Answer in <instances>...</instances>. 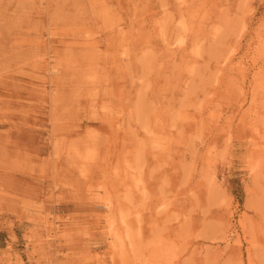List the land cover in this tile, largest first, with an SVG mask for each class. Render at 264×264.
Returning a JSON list of instances; mask_svg holds the SVG:
<instances>
[{"label":"rangeland","instance_id":"1","mask_svg":"<svg viewBox=\"0 0 264 264\" xmlns=\"http://www.w3.org/2000/svg\"><path fill=\"white\" fill-rule=\"evenodd\" d=\"M35 1L0 0V264H264V0Z\"/></svg>","mask_w":264,"mask_h":264},{"label":"bare ground","instance_id":"2","mask_svg":"<svg viewBox=\"0 0 264 264\" xmlns=\"http://www.w3.org/2000/svg\"><path fill=\"white\" fill-rule=\"evenodd\" d=\"M36 1H37V0H36ZM36 1H35V2H36ZM70 1H71V0H70ZM74 1H75V0H73V4H74ZM141 1H142V0H141ZM141 1H140V2H141ZM144 1H146V0H144ZM160 1H161V0H160ZM178 1H179V0H178ZM178 1H177V2H178ZM201 1H202V0H201ZM201 1H198V2H201ZM41 2H42V1H41ZM41 2H40V3H41ZM58 2H59V1H58ZM67 2H68V1H66V3H67ZM133 2H134V1H133ZM142 2H143V1H142ZM142 2H141V3H142ZM156 2H158V1H156ZM177 2H176V4H177V5H180L181 1H180L179 4H178ZM182 2H183V1H182ZM196 2H197V1H196ZM66 3H65V5H66ZM89 3H90V2H89ZM134 3H135V2H134ZM146 3H147V2H146ZM158 3H159V2H158ZM192 3H193V2H192ZM56 4H57V0H56L55 5H56ZM159 4H160V3H159ZM190 4H191V3H188V5H190ZM201 4H202V3H201ZM74 5H75V4H74ZM74 5H73V6H74ZM80 5H81V4H80ZM142 5H143V4H142ZM166 5H167V4H166ZM181 5H183V4H181ZM181 5H180V6H181ZM192 5H193V4H192ZM194 5H196V3H195ZM0 6H2V5H0ZM5 6H6V5H5ZM34 6H35V5H34ZM57 6H58V5H56V7H57ZM76 6H77V5H76ZM84 6H85V5L83 4V7H84ZM134 6L136 7L137 4H136V5L134 4ZM186 6H187V5H186ZM202 6H203V5H202ZM8 7H9V6H7V8H8ZM56 7H54V8H56ZM58 7H59V6H58ZM63 7H64V6H63ZM81 7H82V6H81ZM139 7H140V6H139ZM141 7H142V6H141ZM162 7H163V6H162ZM162 7H161V8H162ZM164 7H165V6H164ZM164 7H163V8H164ZM181 7H183V6H181ZM181 7H180V8H181ZM189 7H190V6H189ZM193 7H194V6H193ZM195 7H196V6H195ZM195 7H194V8H195ZM5 8H6V7H5ZM75 8H76V7H75ZM77 8H78V7H77ZM145 8H146V7H145ZM204 8H205V7H204ZM60 9H61V8H60ZM85 9H86V8H85ZM96 9H97V8H96ZM132 9H133V7H132ZM140 9H141V8H140ZM142 9H143V7H142ZM164 9H165V8H164ZM164 9H163V10H164ZM190 9H192V8L190 7ZM35 10H38V9H35ZM35 10H34V11H35ZM45 10H46V9H45ZM73 10H74V8L72 9V11H73ZM78 10H79V8H78ZM80 10H81V9H80ZM144 10H145V9H144ZM179 10H180V9H179ZM204 10H205V9H204ZM60 11H61V10H60ZM88 11L90 12L91 10H88ZM94 11H95V10H94ZM136 11H137V10H136ZM140 11H141V10H140ZM180 11H181V10H180ZM185 11H186V10H185ZM190 11H191V10H189V12H190ZM51 12H53V11H51ZM75 12H76V11H75ZM78 12H79V11H78ZM122 12H123V11H122ZM141 12H142V11H141ZM162 12H163V11H162ZM164 12H165V11H164ZM176 12H178V11H176ZM189 12L187 13V11H186V13L188 14V16H189V14H190ZM193 12H194V9H193ZM196 12H199V11H196ZM7 13H8V12H7ZM9 13H10V12H9ZM13 13H14V12H13ZM20 13H21V11H20ZM36 13H37V11H36ZM53 13H54V12H53ZM58 13H59V12H58ZM85 13H86V12H85ZM93 13H94V12H93ZM135 13H136V12H135ZM199 13H200V12H199ZM71 14H72V13H71ZM88 14H89V13H88ZM166 14H167V13H166ZM168 14H169V13H168ZM195 14H196V13H195ZM205 14H206V12H204V15H205ZM211 14H213V13H211ZM6 15H7V14H6ZM12 15H13V14H12ZM55 15H56V12H55ZM83 15H86V14L83 13ZM170 15H171V14H170ZM182 15H183V14H182ZM190 15H191V14H190ZM196 15H197V14H196ZM30 16H31V15H30ZM63 16H64V15H63ZM65 16H66V15H65ZM74 16H75V15H74ZM188 16L186 17L187 19L190 18V17L188 18ZM197 16H198V15H197ZM201 16H202V14H201ZM205 16H206V15H205ZM205 16H204V17H205ZM38 17H40V16L38 15ZM60 17H61V16H60ZM84 17H85V16H84ZM90 17L93 18L92 16H90ZM94 17H95V16H94ZM133 17H134V15H133ZM195 17H196V16H195ZM198 17H199V16H198ZM10 18H11V17H10ZM26 18H27V17H26ZM31 18H32V16H31ZM31 18H30L29 20H31ZM48 18H49V17H48ZM61 18H63V17H61ZM61 18H60V19H61ZM126 18H127V17H126ZM159 18H160V16L158 17V19H159ZM193 18H194V17H193ZM58 19H59V18H58ZM66 19H67V18H66ZM68 19H69V18H68ZM68 19H67V20H68ZM70 19H71V17H70ZM73 19L75 20L76 17H75V18H72V21H73ZM88 19H89V16H88ZM95 19H96V18H95ZM168 19H169V18H168ZM178 19H179V18H178ZM190 19H191V18H190ZM195 19H196V18H194V21H196ZM200 19H201V18H200ZM4 20H5V19H4ZM9 20L12 21V19H9ZM27 20H28V19H27ZM37 20H38V19H37ZM39 20H40V19H39ZM61 20H62V19H61ZM127 20H128V18H127ZM159 20H160V19H159ZM161 20H162V19H161ZM169 20H170V19H169ZM183 20H184V19H183ZM192 20H193V19H192ZM201 20H202V19H201ZM201 20H200V21H201ZM206 20H207V19H206ZM13 21H14V20H13ZM16 21H18V19H17ZM83 21H84V20H83ZM180 21H181V20H180ZM54 22H55V20H54ZM84 22H85V21H84ZM160 22H161V21H159L158 24H160ZM166 22H167V21H166ZM176 22H178V24H180V23H179V20H178V21L176 20ZM191 22H192V21H191ZM198 22H199V20H198ZM206 22H208V20H207ZM210 22H211V21H210ZM6 23H7V21H6ZM10 23H11V22H10ZM15 23H16V22H15ZM22 23H23V22H22ZM26 23H27V22H26ZM57 23H58V22H57ZM82 23H83V22H82ZM86 23H88V22L86 21ZM188 23H189V21H187V24H188ZM218 23H219V22H218ZM35 24H36V23H35ZM35 24L33 23V25H35ZM37 24H38V23H37ZM95 24H96V23H95ZM164 24H165V22H164ZM175 24H176V23H175ZM182 24L184 25L185 23L182 22ZM182 24H180V25L183 26ZM193 24H194V23H193ZM211 24H212V23H211ZM21 25H23V24H21ZM21 25H20V26H21ZM27 25H28V24H27ZM79 25H80V24H79ZM161 25H162V23H161ZM161 25H160V26H161ZM171 25H172V23H171ZM194 25H195V24H194ZM198 25H199V24H198ZM198 25H197V27H198ZM200 25H201V24H200ZM216 25H217V24H216ZM224 25H225V24H224ZM20 26H19V28H20ZM24 26H25V23H24ZM35 26H36V25H35ZM42 26H43V25H42ZM71 26H72V25H71ZM80 26H81V25H80ZM126 26H127V25H126ZM164 26H165V25H164ZM187 26L190 27L191 24L189 23V25H187ZM74 27H75V26H74ZM165 27H166V26H165ZM194 27H195V26H194ZM197 27H196V28H197ZM215 27H216V26H215ZM40 28H41V27H40ZM76 28L78 29V27H76ZM117 28H118V27H117ZM127 28H128V27H127ZM159 28H160V27H159ZM182 28H184V26H183ZM204 28H205V27H204ZM207 28H208V27H207ZM210 28H213V27L209 26V29H210ZM236 28H237V27H236ZM8 29H9V27H8ZM8 29H7V31H8ZM51 29H52V28H51ZM51 29H50V30H51ZM120 29H121V28H120ZM132 29H133V28H132ZM132 29H131V30H132ZM163 29H164V28H163ZM163 29H162V30H163ZM166 29H167V28H166ZM171 29H172V28H171ZM186 29H187V27H186ZM188 29L191 31L192 28H188ZM200 29L202 30V28H200ZM237 29H238V28H237ZM14 30H15V29H14ZM116 30H117V29H116ZM125 30H126V29H125ZM173 30H174V29H173ZM184 30H185V29H184ZM189 30H187V31H189ZM201 30H200V32H201ZM228 30H229V29H228ZM235 30H236V29H235ZM239 30H240V33H242V32H241L242 30H241V29H239ZM0 31H1V30H0ZM9 31H11V30L9 29ZM111 31H112V30H111ZM120 31H121V30H120ZM126 31H128V30H126ZM126 31H125V32H126ZM132 31H135V30H132ZM175 31H176V30H175ZM179 31H180V30H179ZM203 31H204V30H203ZM79 32L81 33V29H80ZM121 32H122V31H121ZM128 32H129V31H128ZM128 32H127V33H128ZM193 32H194V30H193ZM1 33H2V32H1ZM131 33H132V32H131ZM162 33H163V31H162ZM171 33H172V32H171ZM195 33H196V32H195ZM215 33H216V35H217V30H216V32H214V34H215ZM227 33H228V32H227ZM233 33H235V32H233ZM10 34H11V33H10ZM112 34H113V33H112ZM121 34H122V33H121ZM133 34H134V33H133ZM169 34H170V33H169ZM190 34L192 35V33H190ZM196 34H199V33L197 32ZM196 34H193V35H196ZM200 34H201V33H200ZM117 35H119V34L117 33ZM129 35H130V34H129ZM160 35H161V34H160ZM178 35H179V34H178ZM191 35H190V36H191ZM202 35H203V33H202ZM237 35H238V34H237ZM239 35H240V34H239ZM13 36H14V35H13ZM107 36H108V35H107ZM119 36H120V35H119ZM169 36H170V35H169ZM181 36H182V35H181ZM199 36H200V35H199ZM214 36H215V35H214ZM235 36H236V35H235ZM2 37H3V36H2ZM92 37H93V36H92ZM121 37H122V36H121ZM176 37H177V36H176ZM192 37H193V36H192ZM206 37H207V36H206ZM227 37H229V36H227ZM12 38H13V37H12ZM14 38H15V37H14ZM21 38H22V37H21ZM21 38H20V39H21ZM27 38H28V37H27ZM113 38H114V36H113ZM117 38H118V36H117ZM122 38H123V37H122ZM122 38H121V39H122ZM202 38H203V37H202ZM204 38H205V37H204ZM211 38H212V36H211L209 39H211ZM234 38H235V37H234ZM1 39H3V38H1ZM24 39H25V38H24ZM32 39H33V38H32ZM160 39H161V37H160ZM163 39H164V38H162V40H163ZM200 39H201V38H200ZM213 39H215V38L213 37ZM224 39H225V38H224ZM235 39H236V38H235ZM235 39H234V40H235ZM26 40H27V39H26ZM113 40H114V39H113ZM123 40H124V39H122V41H123ZM162 40H161V43H162ZM167 40H168V39H167ZM175 40H176V39H175ZM175 40H174V41H175ZM180 40H181V39H180ZM183 40H184V39H183ZM2 41H3V40H2ZM18 41H19V40H18ZM36 41H37V40H36ZM108 41L110 42V39H109ZM116 41H117V40H116ZM129 41H130V40H129ZM178 41H179V40H178ZM19 42H20V41H19ZM39 42H40V41H39ZM106 42H107V41H106ZM119 42H120V40H119ZM125 42H126V41H125ZM127 42H128V41H127ZM190 42H191V41H190ZM195 42H196V41H195ZM235 42H236V41H235ZM8 43H9V42H8ZM81 43H82V42H81ZM113 43H114V42H113ZM164 43H165V42H164ZM164 43H163V44H164ZM167 43H168V42H167ZM179 43H180V42H179ZM223 43H224V41H223ZM9 44H10V43H9ZM26 44H27V43H26ZM34 44H35V43H34ZM119 44H120V43H119ZM163 44H162V45H163ZM165 44H166V43H165ZM192 44H193V43H192ZM195 44H196V43H195ZM4 45H5V44H4ZM11 45H12V43H11ZM11 45H10V46H11ZM24 45H25V44H24ZM30 45H31V44H30ZM38 45H39V44H38ZM74 45H75V44H74ZM110 45H111V44H110ZM112 45H113V44H112ZM125 45H128V43L125 44ZM146 45H149V44H145L144 46L146 47ZM223 45H224V44H223ZM13 46H14V45H13ZM76 46H78V45H76ZM121 46H122V45H121ZM144 46H143V47H144ZM166 46H167V45H166ZM168 46H169V45H168ZM173 46H175V44H174ZM179 46H180V44H179ZM16 47H17V46H16ZM18 47L20 48V46H18ZM136 47H137V46H136ZM152 47H153V46H152ZM204 47H205V46H204ZM213 47H214V46H213ZM230 47H231V46H230ZM4 48H5V47H4ZM10 48H11V47H10ZM29 48H30V47H29ZM35 48H36V47H35ZM106 48H107V46H106ZM110 48H111V47H110ZM119 48H120V47H119ZM122 48H123V47H122ZM127 48H128V47H127ZM153 48H154V47H153ZM174 48H175V47H174ZM208 48H209V47H208ZM210 48H211V45H210ZM228 48H229V47H228ZM228 48H227V49H228ZM26 49H27V48H26ZM130 49H131L132 51L134 50V49H132V48H130ZM130 49H129V50H130ZM142 49H143V48H142ZM162 49H163V48H162ZM169 49H170V48H169ZM171 49H172V47H171ZM177 49H178V48H177ZM177 49H176V50H177ZM199 49H201V48H199ZM206 49H207V48H206ZM6 50H7V48H6ZM18 50H19V49H18ZM97 50H98V49H96V50H94V51H97ZM104 50H105V49H104ZM116 50L119 51L118 48L115 49V51H116ZM127 50H128V49H127ZM131 50H130V51H131ZM136 50H137V49H136ZM139 50H141V49L139 48ZM159 50H160V49H159ZM166 50H167V49H166ZM196 50H197V49H196ZM201 50H202V49H201ZM230 50H231V49H230ZM232 50H233V48H232ZM14 51H15V50H13V52H14ZM30 51H31V50H30ZM63 51H65V50H63ZM74 51H75V50H74ZM74 51L72 52L73 54H74ZM76 51H77V50H76ZM94 51H93V53H94ZM99 51H100V50H99ZM115 51H114V52H115ZM120 51H121V50H120ZM132 51H131L129 54H132V53H133ZM160 51H161V50H160ZM169 51H171V50H169ZM179 51H180V50H179ZM181 51H182V50H181ZM16 52H17V51H16ZM18 52H19V51H18ZM18 52H17V53H18ZM37 52H38V51H37ZM37 52H36V53H37ZM67 52H70V49L67 50ZM85 52H86V51H85ZM90 52H91V51H90ZM104 52H105V51H104ZM111 52H112V51H111ZM137 52H138V51H136L135 53H137ZM139 52H140V51H139ZM147 52H148V51H147ZM156 52H158V51H156ZM161 52H164V51H161ZM177 52H178V51H177ZM188 52H189V51H188ZM188 52H187V53H188ZM196 52H197V51H196ZM215 52H217V50H216ZM65 53H66V52H65ZM65 53H64V54H65ZM76 53H77V52H76ZM108 53H109V52H108ZM135 53H134V54H135ZM145 53H146V51H145ZM149 53H150V52H149ZM173 53H174V52H173ZM175 53H176V52H175ZM197 53H198V52H197ZM197 53H196V54H197ZM199 53H200V52H199ZM208 53H209V52H208ZM229 53H230V51H229ZM22 54H23V53H22ZM91 54H92V53H91ZM100 54H102V56H103L102 51H101ZM140 54H142V52H140ZM166 54H167V53H166ZM184 54H185V52H184ZM192 54H194L193 51H192ZM230 54H231V53H230ZM39 55H40V54H39ZM65 55H66V54H65ZM69 55H71V54L69 53L68 56H69ZM96 55H97V54H96ZM107 55H108V54H107ZM113 55H114V54H113ZM113 55H111V56H113ZM115 55H116V53H115ZM137 55H138V54H137ZM152 55H154L153 52H152ZM159 55H162V54L159 53ZM190 55H191V54H190ZM197 55H199V54H197ZM209 55H211V54H209ZM209 55H208V56H209ZM214 55H216V54H214ZM219 55H220V53H219ZM221 55H222V54H221ZM224 55H225V54H224ZM26 56H27V55H26ZM129 56H130V55H129ZM133 56H134V55H133ZM133 56H132V58H133ZM146 56H147V55H146ZM154 56H155V55H154ZM180 56H181V54H180ZM228 56H229V55H228ZM71 57H72V56H71ZM194 57H195V56H194ZM210 57H211V56H210ZM216 57H217V56H216ZM219 57H221V56H219ZM226 57H227V56H226ZM88 58L90 59V57H88ZM91 58H93V57H91ZM102 58H105V56L102 57ZM116 58H117V56H116ZM124 58H125V57H124ZM124 58H123V59H124ZM155 58L157 59V57H155ZM180 58H181V57H180ZM191 58H192V55H191ZM223 58H224V57H223ZM223 58H222V59H223ZM74 59H75V58H74ZM86 59H87V58H86ZM93 59H94V58H93ZM108 59H109V58L107 57V60H108ZM114 59H115V57H114ZM126 59H127V57H126ZM133 59H134V58H133ZM220 59H221V58H220ZM225 59H227V58H225ZM225 59H224V60H225ZM36 60H37V59H36ZM62 60H64V59H62ZM77 60H79V59H77ZM97 60H98V59H97ZM124 60H125V59H124ZM128 60H129V59H128ZM180 60L183 61L182 59H180ZM187 60H189V59H186L185 61H187ZM193 60H195V58L192 59V61H193ZM228 60H229V59H228ZM228 60H227V62H228ZM41 61H42V60H41ZM83 61H87V60H83ZM99 61H100V60H99ZM101 61H102V60H101ZM103 61H104V59H103ZM105 61H106V60H105ZM121 61H122V60H120V62H121ZM238 61H239V60H238ZM28 62H29V61H28ZM34 62H35V61H34ZM39 62H40V60H39ZM64 62H65V61H64ZM80 62H81V61H80ZM80 62H79V63H80ZM112 62H113V61H112ZM221 62H222V60H221ZM224 62H225V61H224ZM227 62H226V63H227ZM231 62H232V61H231ZM37 63H38V61H37ZM86 63H87V62H86ZM98 63H100V62H98ZM101 63H103V62H101ZM106 63H107V62H106ZM108 63H109V62H108ZM114 63H115V62H114ZM184 63L187 64V62H184ZM189 63H190V62H189ZM192 63H193V62H192ZM222 63H223V62H222ZM226 63H225V64H226ZM229 63H230V62H229ZM238 63H240V62H238ZM41 64H42V63H41ZM45 64H46V63H45ZM59 64H60V63H59ZM117 64H118V63H117ZM136 64H137V63H136ZM30 65H31V64H30ZM43 65H44V64H43ZM123 65H124V64H123ZM181 65H182V64H181ZM28 66H29V65H28ZM76 66H77V65H75V67H76ZM79 66H80V65H79ZM113 66H115V65H113ZM113 66H111V67H113ZM116 66H117V65H116ZM186 66H187V65H186ZM41 67H42V66H41ZM41 67H40V68H41ZM43 67H44V66H43ZM43 67H42V68H43ZM60 67H61V66H60ZM105 67H106V66H105ZM108 67H109V66H108ZM111 67H109V68H111ZM182 67H183V66H182ZM31 68H32V67H31ZM40 68H39V69H40ZM77 68H78V66H77ZM82 68H83V67H82ZM100 68H101V67H100ZM109 68H108V69H109ZM113 68H114V67H113ZM124 68H125V66H124ZM185 68H186V67H185ZM39 69H37V71H38ZM126 69H127V68H125V70H126ZM136 69H137V68H136ZM117 70H119V69L117 68ZM184 70H185V69H184ZM186 70H188V69L186 68ZM192 70H193V69H192ZM35 71H36V70H35ZM115 71H116V70H115ZM137 71H138V70H137ZM105 72L108 73V71H105ZM116 72H117V71H116ZM121 72H123V71H121ZM140 72H141V71H140ZM191 72H192V71H191ZM237 72H240V70H239V71L237 70ZM241 72H242V71H241ZM107 73H105V74H107ZM117 73H118V72H117ZM123 73H124V72H123ZM192 73H193V72H192ZM223 73H224V72H223ZM53 74H54V73H53ZM115 74H116V73H115ZM190 74H191V73H190ZM231 74H232V73H231ZM58 75H59V74H58ZM223 75H224V74H223ZM223 75H222V76H223ZM233 75H234V72H233ZM233 75H232L231 77H233ZM238 75H239V74H238ZM0 76H1V75H0ZM5 76H6V74H5ZM100 76H101V75H100ZM138 76H140V75H138ZM234 76H235V75H234ZM97 77H98V76H97ZM105 77H106V75H105ZM107 77H109V76H107ZM107 77H106L105 80H107ZM235 77H236V76H235ZM235 77H234V78H235ZM122 78H124V77L122 76ZM136 78H137V77H136ZM76 79H77V77H76ZM142 79H143V78H142ZM1 80H3V79H1ZM6 80H7V79H6ZM40 80H41V79H40ZM96 80H97V79H96ZM115 80H116V79H115ZM255 80H256V79H255ZM35 81H36V80H35ZM42 81H43V80H42ZM90 81H92V79H91ZM101 81H102V80H101ZM101 81L99 82V80H98L99 83H101ZM125 81H126V80H125ZM56 82H58V81H56ZM73 82L75 83V81H73ZM77 82H78V81H77ZM81 82H83V81H81ZM85 82H86V81H85ZM94 82H96V81H94ZM103 82H104V81H103ZM120 82H121V81H120ZM59 83H60V82H59ZM68 83H69V82H68ZM121 83H122V82H121ZM70 84H71V81H70ZM70 84H69V85H70ZM117 84H118V83H117ZM74 85H75V84H74ZM106 85H107V84H106ZM106 85H105V86H106ZM121 85H122V84H121ZM50 86H51V85H50ZM57 86H58V85H57ZM81 86H82V85H81ZM85 86H86V85H85ZM97 86H98V85H97ZM108 86H109V85H108ZM117 86H118V85H117ZM122 86H124V84H123ZM76 88H77V87H76ZM101 88H102V87H101ZM37 89H40V88H37ZM55 89H56V88H55ZM97 89H98V88H97ZM109 89H110V88H109ZM118 89H119V88H118ZM126 89H128V88H126ZM121 90H122V89H121ZM55 94H56V92H55ZM63 94H64V93H63ZM119 94H120V93H119ZM103 95H104V94H103ZM120 95H121V94H120ZM67 96H68V95H67ZM111 96H112V95H111ZM117 96H118V94H117ZM64 97H65V96H64ZM57 98H59V97H57ZM105 98H106V97H105ZM123 98H124V97H123ZM110 99H111V98H110ZM117 99H118V98H117ZM117 99H116V100H117ZM60 100H61V99H60ZM91 100H93V99H91ZM103 100H104V99H103ZM111 100H112V99H111ZM56 101H57V100H56ZM112 101H113V100H112ZM128 101H129V100H128ZM91 102H92V101H91ZM96 102H97V100H96ZM96 102H95V105H94V106H96ZM117 102H118V101H117ZM120 102H121V101H120ZM123 102H124V100H123ZM123 102H121V103L123 104ZM121 103H118V104H121ZM57 104H58V103H57ZM87 104H88V103H87ZM100 104H101V103H100ZM107 104H108V103H107ZM107 104H106V105H107ZM111 104H112V103H111ZM130 104H132V103H130ZM130 104L128 103V105H130ZM55 105H56V104H55ZM59 105H60V104H59ZM102 105H103V103H102ZM104 105H105V104H104ZM114 105H115V103H114ZM91 106H92V104H91ZM112 106H113V105H112ZM115 106H116V105H115ZM120 106H121V105H120ZM122 106H123V105H122ZM211 106H212V105H211ZM58 107H59V106H58ZM82 107H83V106H82ZM85 107H86V106H85ZM102 107H103V106H101V108H102ZM99 108H100V107H99ZM121 108H122V107H121ZM86 109H88V108H86ZM86 109H85V110H86ZM96 110H97V109H96ZM96 110H95V111H96ZM119 110H120V109H119ZM125 110H126V109H125ZM4 111H5V110H4ZM91 112H93V111H91ZM96 112H97V111H96ZM125 112H126V111H125ZM4 113H5V112H4ZM104 113H105V112H104ZM123 113H124V112H123ZM24 114H25V113H24ZM93 114H94V113H92V115H93ZM120 115H121V114H120ZM94 116L96 117V115H94ZM94 116H93V117H94ZM107 116H108V115H107ZM124 117H125V116H124ZM85 118H86V117H85ZM97 118H98V117H97ZM89 120H91V119H89ZM121 120H122V119H121ZM121 120H120V121H121ZM101 121H102V120H101ZM117 121H118V120H117ZM135 122H136V121H135ZM154 122H155V121H154ZM102 124H103V123H102ZM104 124H105V122H104ZM118 124H119V122H118ZM128 124H129V123H128ZM148 124H149V122H148ZM149 125H150V124H149ZM128 126H129V125H128ZM113 127H114V126H113ZM134 127H135V126H134ZM145 127H146V126H145ZM152 127H154V125H152L151 128H152ZM157 127H158V126H157ZM157 127H156V124H155V128H157ZM111 128H112V127H111ZM158 128H159V127H158ZM107 129H108V128H107ZM130 129H132V128H130ZM153 129H154V128H153ZM153 129H152V130H153ZM121 130H122V129H121ZM124 130H125V129H124ZM150 130H151V129H150ZM157 130H160V129H157ZM161 130H162V129H161ZM118 131H119V130H118ZM118 131H117V132H118ZM122 131H123V130H122ZM125 131H126V130H125ZM128 131H129V130H128ZM162 131H163V130H162ZM115 132H116V131H115ZM155 132H156V131H155ZM163 132H164V131H163ZM89 133H90V132H89ZM96 133H97V132H96ZM109 133H110V132H109ZM128 133H129V132H128ZM151 133H152V132H151ZM157 133H158V131H157ZM159 133H161V132L159 131ZM93 134H94V136H95V133H94V132H93ZM119 134H120V132H119ZM161 134H162V133H161ZM99 135H100V133H99ZM130 135H131V134H130ZM97 136H98V135H97ZM116 136H118V134H117ZM135 136H136V135H135ZM167 136H168V135H167ZM82 137H83V136H82ZM84 137H85V136H84ZM105 137H106V136H105ZM108 137H110V136H108ZM156 137L159 138V136H156ZM85 138H87V137H85ZM96 138H97V137H96ZM123 138H124V137H123ZM123 138H121V139L123 140ZM128 138H129V137H128ZM136 138H137V137H136ZM136 138H135V141H136ZM152 138H153V136H152ZM170 138H171V137H170ZM55 139H57V138H55ZM62 139L64 140L63 137H62ZM62 139H57V140H58V141H59V140L62 141ZM89 139H90V138H89ZM92 139H94V138L92 137ZM121 139H120V140H121ZM130 139H131V138H130ZM153 139H154V138H153ZM153 139H152V140H153ZM57 140H55V141H57ZM70 140H71V139H70ZM139 140H140V139H139ZM65 141H67V140H65ZM65 141H63V143H64ZM110 141H111V140H110ZM137 141H138V140H137ZM101 142H103V141H101ZM108 142H109V140H108ZM108 142H107L106 144H108ZM112 142H113V141H112ZM120 142H121V141H120ZM123 142H124V141H123ZM131 142H132V141H131ZM154 142H155V140H154ZM59 143H60V142H59ZM89 143H90V142H89ZM114 143H115V142H114ZM61 144H62V142H61ZM90 144H91V143H90ZM96 144H97V143H96ZM111 144H112V143H111ZM116 144H118V142H117ZM155 144H156V143H155ZM157 144H158V142H157ZM53 145H55V143H53ZM66 145H67V144H66ZM99 145H100V144H99ZM102 145H103V146H106V145H104V144H102ZM114 145H115V144H114ZM122 145H123V144H122ZM135 145H136V144H135ZM159 145H160V144H159ZM165 145H166V144H165ZM165 145H163V146H165ZM60 146H61V145L59 144V147H60ZM100 146H101V145H100ZM107 146H108V145H107ZM111 146H112V145H111ZM161 146H162V145H161ZM180 146H181V145H180ZM65 147H66V146H65ZM136 147H137V146H136ZM166 147L168 148V146H166ZM84 148H85V147H84ZM86 148H87V147H86ZM101 148H102V147H101ZM103 148H104V147H103ZM103 148H102V149H103ZM112 148H113V147H112ZM120 148H121V145H120ZM151 148H152V147H151ZM162 148H164V147H162ZM91 149H92V148H91ZM132 149H133V148H132ZM135 149H136V148H135ZM159 149H160V148H159ZM159 149H158V150H159ZM83 150H84V149H83ZM100 150H101V149H100ZM119 150H120V149H119ZM126 150H127V149H126ZM126 150H125V151H126ZM164 150H165V149H164ZM167 150H169V149H167ZM93 151H94V150H93ZM103 151H104V150H103ZM114 151H115V150H114ZM131 151H132V150H131ZM131 151H130V152H131ZM256 151H257V149H256ZM2 152H4V151H2ZM57 152H58V150H57ZM59 152H60V151H59ZM59 152H58V153H59ZM63 152L65 153V151H63ZM86 152H87V151H86ZM111 152H112V149H111ZM132 152H133V151H132ZM132 152H131V153H132ZM145 152H147V151H145ZM158 152H159L158 155H160L161 151H158ZM165 152H166V151H165ZM6 153H7V152H6ZM54 153H55V152H54ZM61 153H62V152H61ZM83 153L85 154V152H83ZM87 153H88V152H87ZM87 153H86V154H87ZM98 153H99V152H98ZM102 153H103V152H102ZM106 153H108V152H106ZM106 153H105V154H106ZM113 153H114V152H113ZM126 153H127V151H126ZM141 153H142V152H140V154H141ZM168 153H169V152H168ZM111 154H112V153H111ZM129 154H130V153H129ZM256 154H257V153H256ZM3 155H5V154H3ZM58 155H59V154H58ZM107 155H108V154H107ZM113 155H114V154H113ZM131 155H132V154H131ZM131 155H130V156H131ZM166 155H169V154H166ZM63 156H64V155H63ZM111 156H112V155H111ZM169 156H170V155H169ZM258 156H259V155H258ZM156 157H157V156H156ZM160 157H161V156H160ZM166 157H167V156H166ZM177 157H178V156H177ZM130 158H131V157H130ZM80 159H81V158H80ZM132 159H133V158H132ZM162 159H163V158H162ZM164 160H165V159H164ZM166 160H167V159H166ZM172 161H173V160H172ZM255 161H256V160H255ZM255 161H254V162H255ZM81 162H82V161H81ZM117 162H118V161H117ZM131 162H132V161H131ZM99 163H100V162H99ZM118 163H119V162H118ZM118 163H117V164H118ZM129 163H130V162H129ZM131 164H132V163H131ZM133 164H134V163H133ZM133 164H132V165H133ZM74 165H75V164H74ZM125 165H127V164H125ZM71 166H72V165H71ZM75 166H76V165H75ZM85 166H86V165H85ZM96 166H97V165H96ZM116 166H117V165H116ZM127 166L130 167L129 165H127ZM79 167H80V166H79ZM131 167L134 168V166H131ZM75 168H77V170H78V167H75ZM87 168H89V167H87ZM116 168H118V167H116ZM116 168H114V169H116ZM123 168H124V167H123ZM126 168H127V167H125V170H126ZM132 168H131V169H132ZM118 169H119V168H118ZM69 170H70V169H69ZM127 170H128V169H127ZM83 171H84V170H83ZM115 171H116V170H115ZM120 171H121V170H120ZM120 171H119V172H120ZM122 171H123V170H122ZM129 171L131 172V170H129ZM132 171H133V170H132ZM75 172H76V170H75ZM98 172L100 173V171H98ZM72 173H73V172H72ZM77 173H78V172H77ZM85 173H86V172H85ZM91 173H92V172H91ZM91 173H90V174H91ZM120 173H121V172H120ZM124 173H125V172H124ZM135 173H136V172H135ZM72 176H73V175H72ZM120 176H121V175H120ZM120 176H119V178H120ZM124 176H125V175H124ZM124 176H123V177H124ZM139 176H140V175H139ZM121 177H122V176H121ZM125 177H126V176H125ZM102 178H103V176H102ZM127 178H128V177H127ZM127 178H126L125 180H127ZM141 178H142V177H141ZM211 178H212V177H211ZM130 179H131V178H130ZM136 179H137V177H136ZM136 179L134 178V179H132V180H136ZM123 180H124V179L122 178V180H120V181L123 182ZM128 180H129V178H128ZM211 180H212V179H211ZM211 180H210V182H211ZM87 181H90V180H87ZM137 181H138V180H137ZM90 182H91V181H90ZM100 182H101V181H100ZM102 182H103V180H102ZM107 182H108V181H107ZM129 182H131V181L129 180ZM134 182H135V181H134ZM134 182H133V183H134ZM104 183H105V182H104ZM123 183H125V182H123ZM144 183H145V182H143V184H144ZM70 184H71V183H70ZM82 184H83V187H84V183H82ZM106 184H107V183H106ZM108 184H109V182H108ZM129 184H130V183H129ZM90 185H91V184H90ZM90 185H89V186H90ZM111 185H112V184H110V186H111ZM121 185H122V183H121ZM89 186H87V190H88V187H89ZM93 186H94V185H93ZM98 186H99V185H98ZM105 186H108V185H105ZM105 186H103V188H104ZM123 186H124V185H123ZM125 186H126V185H125ZM135 186H136V185H135ZM138 186H142V185H138ZM91 187H92V185H91ZM99 187H100V186H99ZM115 187H116V186H115ZM121 187H122V186H120V188H121ZM106 188H107V187H106ZM110 188H111V187H110ZM117 188H118V186H117ZM130 188H131V187H130ZM137 188H138V187H137ZM144 188H145V187H144ZM97 189H98V188H97ZM113 189H114V187H113ZM121 189H122V188H121ZM100 190H101V189H100ZM122 190H123V189H122ZM127 191H128V189H126V192H127ZM129 191H131V190L129 189ZM137 191H138V189H137ZM77 192H78V191H77ZM77 192H75V193L77 194ZM97 192H98V191H97ZM102 192H103V191H102ZM132 192H133V191H132ZM73 194H74V193H73ZM102 194H103V193H102ZM107 194H108V192H107ZM0 195H1V194H0ZM3 195H5V194H3ZM3 195H2V196H3ZM104 195H106V193H105ZM10 196H11V195H10ZM0 197H1V196H0ZM3 197H4V196H3ZM102 197H103V196H102ZM110 197H111V196H110ZM16 198H17V197H16ZM107 198H108V196H107ZM115 198H116V197H115ZM10 199H11V198H10ZM13 199H14V198H13ZM18 199H19V198H18ZM105 199H106V198H105ZM114 200H115V204H118V201H117V203H116V199H114ZM117 200H118V199H117ZM1 201H2V200H1ZM10 201H11V200H10ZM22 201H23V200H22ZM105 201H107V199H106ZM12 203H13V201H12ZM107 203H109V201H107ZM105 204H106V203H105ZM115 204H114V205H115ZM19 205H20V204H19ZM226 205H227V204H226ZM20 206H21V205H20ZM97 206H98V205H97ZM117 206H118V205H117ZM107 208H108V207H107ZM117 208H118V207H117ZM119 209H120V208H119ZM114 210H115V209H113V211H114ZM119 211H120V210H119ZM109 213H110V212H109ZM118 213H119V212H118ZM118 213H117V214H118ZM111 214H112V213H111ZM105 215H106V214H105ZM112 215H113V214H112ZM112 215H111V216H112ZM117 216H118V215H117ZM113 217H114V216H113ZM94 218H95V217H94ZM97 218H98V217H97ZM107 219H109V218H107ZM113 219H114V218H113ZM103 221H104V220H103ZM111 221H112V220L109 219V222H111ZM118 221H119V219H118ZM121 221H122V220H121ZM111 223H112V222H111ZM111 223H110V225H111ZM120 223H122V222H120ZM112 224L114 225L115 222H113ZM122 224H123V223H122ZM122 224H121V225H122ZM115 226H116V225H115ZM123 226H124V225H122V227H123ZM108 227H109V226H108ZM111 228H112V227H111ZM112 229H113V228H112ZM116 229H117V228H116ZM108 230L110 231L111 229L108 228ZM108 230H107V231H108ZM124 230H125V229H124ZM109 231H108V232H109ZM111 231H112V230H111ZM116 231H117V230H116ZM118 231H119V230H118ZM118 231H117V232H118ZM108 232H107V233H108ZM119 232H120V231H119ZM125 232H126V231L123 232V235H125ZM111 233L113 234V232H111ZM116 234H117V233H116ZM126 234H127V233H126ZM117 236H118V234H117ZM114 237H115V236H114ZM118 237H119V236H118ZM124 237H127V236H124ZM119 238H120V237H119ZM116 239H117V238H116ZM125 240H127V239L125 238ZM135 240H136V239H135ZM119 241H122V240H119ZM117 243H119V242H117ZM119 244H120V243H119ZM119 244H118V245H119ZM122 244H123V243H122ZM109 245H110V244H109ZM127 245H128V244H127ZM111 246H112V245H111ZM111 246H110V247H111ZM121 247H122V246H121ZM111 248H112V247H111ZM123 248H124V247H123ZM123 248H122V249H123ZM113 249H115V248H113ZM143 249H144V248H142L141 250L143 251ZM124 250H125V249H124ZM133 250H134V249H133ZM156 250H157V249H156ZM122 251H123V250H122ZM122 251L120 250L119 253H121ZM154 252H156V251H154ZM123 253L126 254V252H124V251H123ZM157 253H158V252H157ZM112 255H113V254H112ZM112 255H111V256H112ZM120 255H121V254H120ZM120 255H119V256H120ZM126 255H127V254H126ZM122 256H123V255H122ZM124 256H125V255H124ZM140 256H141V255H140ZM117 258H118V257H117ZM118 259H120V258H118ZM143 259H144V258H143ZM127 260H128V259H127ZM127 260H126V261H127ZM157 260H158V259H157ZM120 261H121V260H120ZM128 261H129V260H128ZM134 261H135V260H134ZM139 262H140V261H139ZM112 263H113V261H112ZM132 263H133V261H132ZM137 263H138V261H137ZM141 263H142V262H141ZM141 263H140V264H141Z\"/></svg>","mask_w":264,"mask_h":264}]
</instances>
